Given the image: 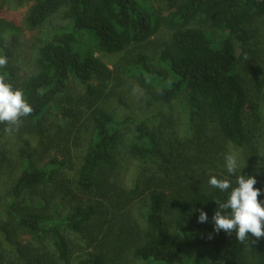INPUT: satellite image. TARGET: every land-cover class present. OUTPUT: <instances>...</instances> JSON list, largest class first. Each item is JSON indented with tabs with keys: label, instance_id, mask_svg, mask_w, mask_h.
Instances as JSON below:
<instances>
[{
	"label": "trees",
	"instance_id": "trees-1",
	"mask_svg": "<svg viewBox=\"0 0 264 264\" xmlns=\"http://www.w3.org/2000/svg\"><path fill=\"white\" fill-rule=\"evenodd\" d=\"M32 2L23 26L7 18L11 7L0 3V51L9 33L23 37L24 27L35 31L58 13L68 27L37 49L28 68L13 65L9 76L33 112L12 133L20 151L11 154H19L20 171L0 210V264H264V238L253 243L249 234V241L241 243L234 232L214 231L216 201H225L231 189L222 193L208 184L215 176L234 187L239 174L254 176L264 201V164L258 165L256 148L249 165L235 174L226 167L212 168L209 158L199 155L206 148L201 139L168 144L183 153L162 162L157 158L159 132L152 122L96 105L97 91L91 85L94 77L104 75L95 53L128 51L123 74L147 102L189 105V117L210 119L221 141L245 148L253 138L245 116L255 117L253 126L260 118L238 66L248 60L249 26L264 18V0H166L157 8L149 0ZM162 34L168 41L156 55L137 51ZM5 55L27 57L28 51ZM71 78L86 85L80 101L89 130L70 176L63 171L64 162L54 157L41 162L40 157L72 135L76 142L83 138L79 128L74 134L72 129L64 132L48 120L52 109L65 111L60 99ZM68 125L75 129V122ZM5 127L0 124V131L6 133ZM122 151L150 162L153 169L138 174L130 188L118 181ZM133 208L142 216L141 225L132 222ZM200 211L207 214L206 223L198 222ZM69 236L83 240V253ZM47 243L52 251L48 256L43 252Z\"/></svg>",
	"mask_w": 264,
	"mask_h": 264
},
{
	"label": "rangeland",
	"instance_id": "rangeland-1",
	"mask_svg": "<svg viewBox=\"0 0 264 264\" xmlns=\"http://www.w3.org/2000/svg\"><path fill=\"white\" fill-rule=\"evenodd\" d=\"M7 4L10 11L6 16L19 26H23V15L26 14L29 6L33 3L32 0H0V3ZM153 7H164L166 0H149ZM68 27V21L63 18V13H58L50 18L42 27L35 31H29L24 27L23 37H13L9 35L4 40V48L0 51V56L7 58V65L0 68V75L5 73V82H12L9 80L11 71L14 69L13 65L20 69H26L30 65V61L37 55V49L44 43L50 40L52 35L56 32ZM251 30L250 40L248 41V60L241 61L239 64V71L243 78L247 81V86L258 104V116L260 122L256 126L252 125L255 117L252 114L245 116L246 126L252 130L251 143L245 148H236L230 144L221 141L217 135L216 128L213 122L208 118L189 117V105L183 107L180 101L176 100L167 106H155L154 101L147 102V96L144 92L131 80L127 79L123 74L124 67L129 60V53L125 51L120 54H105L95 53V57L100 62L104 75L101 77H94L91 80V85L96 89L98 96V104L107 110L118 113L127 112L133 117L138 118L144 116L153 124L152 128L158 133L157 141L159 144V154L157 158L164 161L170 154H181L183 150L179 147L169 149L167 146L182 145V143H191L193 139H201V148L199 155L209 158L208 163L212 168H225V156L234 155L237 158L238 167L249 165L253 149L256 148L257 163L260 166L264 164V148L262 145V137L264 135V18L256 20L249 26ZM25 37V39H24ZM167 34L158 35L152 43L143 46L141 50H137L152 56L157 54V50L167 39ZM27 48L28 56L17 57L12 55L9 57L5 52H14ZM242 47L239 46L238 55L241 53ZM13 54V53H12ZM16 60V62H15ZM13 61V63H12ZM86 85L76 81L74 78L70 80L69 90L64 98L60 101L65 105V111L60 112L54 108L48 116L50 124L55 128L58 126L59 130L72 129L73 134L79 128L82 140L73 141V135L70 141L67 139L62 141L58 146L49 150V153L42 155L40 161L48 159L49 157L57 158L58 161L64 162L66 167L63 168L64 173L71 174L78 166V156L83 148L84 140L89 130V124L84 125L85 116L82 114V104L80 100L85 93ZM59 101V99H58ZM95 101V103H97ZM75 122L76 126L73 129L72 125ZM2 125V124H1ZM82 125V126H81ZM3 134V135H2ZM67 138V134L63 133ZM7 139V140H6ZM16 141L15 134H8L0 131V210L2 206L11 198L12 187L14 181L20 171V159L18 155H12L11 151H20ZM209 154V156H208ZM121 163L122 172L118 181L124 187L130 188L133 185V180L140 173L150 174L152 166L149 163H143L139 160L129 157L124 151L118 157ZM254 161V160H253ZM40 162V163H41ZM255 162V161H254ZM139 211L133 208L132 222L137 221L141 225L142 216H139ZM68 237V236H67ZM69 239L77 246L78 253H83V240L77 236H69ZM43 252L46 256L52 255L49 243L45 244Z\"/></svg>",
	"mask_w": 264,
	"mask_h": 264
},
{
	"label": "clouds",
	"instance_id": "clouds-1",
	"mask_svg": "<svg viewBox=\"0 0 264 264\" xmlns=\"http://www.w3.org/2000/svg\"><path fill=\"white\" fill-rule=\"evenodd\" d=\"M7 65V58L0 56V68ZM32 106L24 97L22 89L13 88L5 82L0 75V124L6 125L4 131L8 134L18 131L22 118L31 115ZM225 167L229 174H235L238 168L237 158L234 155L225 156ZM257 180L254 176L239 174L236 178V186L228 179L210 177L208 184L220 192H229L225 201L217 200L219 210L215 211L212 220L216 233L220 231L226 234L235 233L237 241L243 243L249 241V234L257 240L264 238V201H261V190L256 188ZM199 223H206L207 214L199 212ZM211 238V235H209Z\"/></svg>",
	"mask_w": 264,
	"mask_h": 264
}]
</instances>
